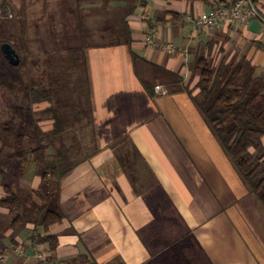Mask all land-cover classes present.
Listing matches in <instances>:
<instances>
[{"label": "crops", "instance_id": "obj_1", "mask_svg": "<svg viewBox=\"0 0 264 264\" xmlns=\"http://www.w3.org/2000/svg\"><path fill=\"white\" fill-rule=\"evenodd\" d=\"M120 3L122 39L91 47L84 56L91 117L82 121L96 150L60 178L49 208L65 217L47 231L34 222V210L44 203L39 197H28L12 212L0 204V251H24L0 264H44L34 257L45 248L33 243L37 233L58 237L56 264H72L79 255L96 264L118 258L138 264L147 250L136 231L157 217L160 239L190 230L211 264H264V209L188 93H197L193 65L199 56L215 65L245 57L264 71V0L255 2L259 18L248 26L226 20L207 31L196 27L201 14L228 9L231 0H145L130 14L133 0ZM146 34L152 35L151 45L143 42ZM168 43L173 53L164 50ZM49 105L34 106L44 111ZM45 121L48 128L40 127L51 130L53 120ZM3 167L8 174L10 164ZM10 178L0 175V201L8 195L5 184L21 199L41 187L31 170ZM17 212L23 222L13 226Z\"/></svg>", "mask_w": 264, "mask_h": 264}, {"label": "trees", "instance_id": "obj_2", "mask_svg": "<svg viewBox=\"0 0 264 264\" xmlns=\"http://www.w3.org/2000/svg\"><path fill=\"white\" fill-rule=\"evenodd\" d=\"M252 1L257 2V0ZM0 2L2 16L6 13L10 1ZM144 5L145 0H133V5L128 3L126 13L130 14L137 6ZM60 60L64 61L63 57ZM56 66L57 64L54 67ZM76 66L78 70L71 84L60 81L66 72L58 71V66L55 72L53 68H48L49 72L46 74L44 71L47 77L46 84L34 78L25 80L21 68L9 65L6 61L3 63V69L0 70V96L6 98L5 117L0 119V153L2 147H7L9 150L3 154L4 162L0 164V175L9 180L10 177L18 178L19 175L31 170V175H37L41 179V187L38 190L27 191L28 193L24 192L22 195L24 199L10 190L11 185L5 184L8 195L0 201V204L8 207L12 212L19 210L22 201L24 202L28 197L34 195L39 197L44 203L34 210L36 215L34 222L43 232L65 217L61 211L49 208L50 200L55 199L60 178L73 163L85 160L82 157L69 163V151L65 142L61 140L65 124L61 106L75 104L77 110L81 96L84 98L82 101L90 109V113L85 116L88 117L87 119L91 117L85 59L83 58L80 63L77 62ZM63 68L66 69V66ZM193 72L198 77L195 86L197 93L195 95L192 92L188 93L245 183L250 195H253L264 209V146L261 140L264 136V71L245 57L237 62L221 61L215 65L207 57L199 56L194 62ZM153 88L154 84L151 86V89ZM59 89L66 91L71 89L69 98L73 99L75 96L77 99L67 103L68 95L64 98L58 97ZM43 101L50 104L42 111V114L48 115L53 120L50 131H44L40 127L37 112L33 108L35 104ZM73 115H75L73 117L75 124L86 119L85 117L81 120V114L78 112ZM56 141L61 142L59 149L55 148ZM7 163L11 166L8 174L4 173L3 167ZM20 216L19 212L15 214L13 226L23 222ZM161 220L162 217H157L152 223L136 231L147 250L146 257L138 264L212 263L190 230H186L181 237L178 236L173 240L160 239L155 230L162 225ZM32 240L36 245L45 246L43 251L47 255L44 264H56L55 251L59 243L58 237L54 234L37 233L36 236H32ZM83 259L89 262L81 255L70 262L77 264L79 261L83 264ZM120 262L123 264L121 260Z\"/></svg>", "mask_w": 264, "mask_h": 264}, {"label": "rangeland", "instance_id": "obj_3", "mask_svg": "<svg viewBox=\"0 0 264 264\" xmlns=\"http://www.w3.org/2000/svg\"><path fill=\"white\" fill-rule=\"evenodd\" d=\"M9 1L6 13L0 15V43H8L15 49L19 56V63L16 67L21 68L25 80L34 78V80L46 84L45 74L51 68L55 72L58 66V71L66 72L60 81L71 84L76 76V70H78L76 63L85 59L84 56L89 48L122 39V22L117 8L122 4L120 3L122 0ZM94 4L100 7L90 10V6H94ZM62 57L64 61L60 60ZM5 61L7 62L1 53L0 70L3 69ZM63 66H66V69ZM69 93H71V89L67 91L59 89L58 97L64 98L68 95L67 103L70 100L75 101L77 98L75 96L73 99L69 98ZM79 98L77 110L75 104L72 106L66 104L60 107L65 117L64 133L61 140L65 142L69 151V163L82 157L87 159L96 150L90 141L91 129L83 125L85 121H80L83 126L80 125V122L75 124L73 121L75 116L73 114L77 112L81 114V120L90 113L89 107L82 101L84 98L81 96ZM4 105H6V98L0 96V119L5 117ZM33 108L37 112L40 126L48 128L49 123L45 120L50 117L42 114V111L39 110L40 107L33 106ZM54 144L55 148L59 149L61 142L56 141ZM8 151L7 147H2V156ZM177 225L179 224L176 223L174 227V235L179 234ZM107 264H121V262L118 259H113Z\"/></svg>", "mask_w": 264, "mask_h": 264}, {"label": "built area", "instance_id": "obj_4", "mask_svg": "<svg viewBox=\"0 0 264 264\" xmlns=\"http://www.w3.org/2000/svg\"><path fill=\"white\" fill-rule=\"evenodd\" d=\"M231 5L228 9L219 8L209 12H204L201 14L196 22V27L201 31H207L214 26H217L226 20H232L241 26H248L253 19L259 18V12L255 2L252 0H231ZM0 11V15H1ZM261 38L264 41V21L261 26ZM152 35L146 34L143 37V42L146 45H151L153 43ZM168 53H173L175 48L173 44L168 43L165 45V49ZM155 91L161 94H166L165 90L160 85H155ZM12 252H17L18 254H23V248L21 246H13L12 248L4 249L0 251V263L5 262ZM34 257L38 260L45 262L46 254L42 251L36 250L34 252Z\"/></svg>", "mask_w": 264, "mask_h": 264}, {"label": "water", "instance_id": "obj_5", "mask_svg": "<svg viewBox=\"0 0 264 264\" xmlns=\"http://www.w3.org/2000/svg\"><path fill=\"white\" fill-rule=\"evenodd\" d=\"M2 56L7 60V62L12 66H17L19 63V56L12 45L8 43H3L0 46Z\"/></svg>", "mask_w": 264, "mask_h": 264}]
</instances>
